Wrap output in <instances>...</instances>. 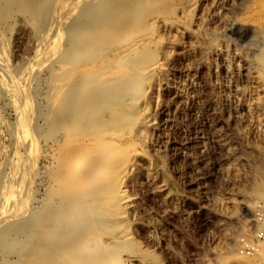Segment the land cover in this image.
<instances>
[{
  "label": "rangeland",
  "instance_id": "obj_1",
  "mask_svg": "<svg viewBox=\"0 0 264 264\" xmlns=\"http://www.w3.org/2000/svg\"><path fill=\"white\" fill-rule=\"evenodd\" d=\"M23 1L0 0V223L7 217L0 224L1 239L7 231L5 241L0 239V264H35V236L24 248L22 243L17 247L11 239L19 231L15 222L8 223L17 216L31 226V213L47 216L54 204L70 196L61 191L65 149L86 136L115 142L137 138V147L119 151L141 155L134 176L123 185L130 202L126 216L117 217L118 195L105 199V210L115 220L102 233L124 247L122 264H264L261 254L247 258L237 252L238 236L264 231V223L255 224L261 208L264 216V200L250 194L264 193V72L259 65L264 58V0H173L175 22L165 15L168 0H151L161 17L137 27L130 37L146 35L153 56L143 72L123 64L125 71L137 76V88L125 108L120 103L121 88L103 96L102 90L89 86V79L77 75L71 80L59 69L89 31L107 38L127 19L115 12L112 23H102L100 9L114 0H84L88 6L83 12L66 17L62 13L59 24L53 19L59 17H48L56 32L39 31ZM50 1L53 7L61 0ZM80 22L85 26L76 28ZM170 22L180 27L173 39L166 31ZM171 42L176 45H171L170 56L180 54L173 61L164 54ZM125 49L115 51L120 54ZM72 58L70 65L80 55ZM154 63L164 68L168 64L169 69L156 87V101L151 102L147 88L157 77ZM68 90L76 96L70 109ZM101 101L108 103L98 116L101 123L79 126L91 119ZM123 109L128 116L124 121L116 118ZM141 110L148 116L146 121H152L143 136L138 133L145 123ZM8 233H12L9 240ZM61 236V232L53 234L54 242L63 244L60 251L65 259L60 264L71 260L74 247L70 240L64 245ZM90 242L87 239L86 245Z\"/></svg>",
  "mask_w": 264,
  "mask_h": 264
},
{
  "label": "bare ground",
  "instance_id": "obj_2",
  "mask_svg": "<svg viewBox=\"0 0 264 264\" xmlns=\"http://www.w3.org/2000/svg\"><path fill=\"white\" fill-rule=\"evenodd\" d=\"M39 1L40 0H38V1L37 0H26V1L22 2L24 5L22 3L21 4L25 8L26 12L32 15V19L34 21H36L34 23H35V25L37 23L38 26L36 25V27L39 31H40V29L43 31V28H46V30L48 28V30H50V32H54L55 29H54V25L52 24L53 21L52 22L48 21V17H52V18L53 17H59L57 20H55L56 18H53L55 23L59 24V21L62 20L61 19L62 17L64 18V16L66 17L68 14L71 15V13L83 12L86 8V5H87V2H84V0H61V1L58 0L59 3H56L55 6L51 7V1L50 0H46L42 3ZM54 1L57 2V0H54ZM153 1H155V0H153ZM153 1H151V0H114L113 2L109 3L108 5L105 4V6H103L100 9V14H101L100 17H101L102 23H104L105 26H108V24H110L114 21L113 17L115 15V12L119 15V17H125L126 16L127 19H125L124 21L122 20V22L120 24L116 25L115 28H113L109 32V35L107 36V38L97 37L93 33L91 34L90 33L91 31H89L87 33V36H85L83 39L79 40V42L71 48L70 54H68L69 55L68 61L73 60L72 56H75L77 54L80 55V59L77 60L76 62L74 61L75 62V64L73 63L74 65H70L69 63H71V62H68V61L63 62L59 66L60 71H62L63 73L65 72V75L68 77V79L70 78L71 80H74L75 76H77V75H81L84 79H89V82H90L89 86L91 88H93L95 91L96 90H102L103 96L106 94L109 95V93H111L110 91H112L114 89L116 90V89L121 88L123 90V94L120 98V103L123 105V108H125L127 102L130 101L129 99L132 96L134 90L137 88V76H136V74L134 75L130 72H127L128 70L125 71V67H122L123 64H127L129 66V68L131 66L134 69H137L138 71L140 70L141 72H143V69L147 65V62L149 61L150 57L153 56L152 53L149 51L150 50L149 47L151 46V42L146 37V35L145 36L144 35L139 36L137 39H134V40H132L131 39L132 37H130V35H133V33H134L133 31H136L137 27L143 28V27L147 26L148 24H150L151 21L155 20V18L161 14V13H159V7ZM190 2H192V1H190ZM97 3L98 2H94V5ZM167 3L168 4H167L166 9H168V10H167L165 15H167L169 19H173V21L175 22L176 20L174 19V12L177 8L175 5V2H173V0H168ZM181 4H182V2L179 3V5H181ZM185 5H188V4H185ZM18 7H19V5H18ZM23 7L21 9H23ZM161 7H162V5H161ZM187 7L189 9L192 8L193 7L192 3L190 4V6H187ZM62 13L64 14V16H62ZM163 15H162V17H163ZM160 17H161V15H160ZM62 24H63V22H62ZM81 24H82L81 22L79 23V25L77 24L78 26H76V28L81 26ZM63 25L65 26V24H63ZM63 25H61V27ZM82 25L85 26V24H82ZM84 26H82V27H84ZM155 26H156V24H155ZM73 29H72V31H73ZM129 29L132 30L131 31L132 34H130V32H128ZM179 29H180V27H178L177 24L175 25V23L170 22L167 25L166 31L169 35H171V37L173 39V37H175V35L179 36ZM148 31H150V30H148ZM50 32H49V36L51 35ZM154 32L155 31H152V33H154ZM62 33H64V32H62ZM149 33H147V34H149ZM42 35L44 36L45 34H42ZM58 36H60V35H58ZM149 37H151V35ZM49 38H51V36ZM70 40H72V39L70 38ZM130 41H131V43H130ZM153 44H154V42H153ZM127 45H129V46L125 49V46H127ZM171 45H176V44L173 42H171V44H168V46H167L168 48H166L164 50L165 56H167V53H168V57L170 56V50L173 49L171 47ZM58 49H59L58 51L62 50L60 48H58ZM116 49H117V51L120 49H125V50L119 54L115 51ZM112 52H115V54H113ZM148 52H150V55H148ZM57 53H60V52H57ZM108 54H113L114 56L108 58L107 57ZM171 56L173 57V58H171L172 59L171 61H173V59H177L178 57H180V54L179 55L172 54ZM59 60H58V62H59ZM155 63H154V65H156ZM160 63H158V65L154 66V68H155L154 70L158 71V73L156 72L157 77H155L156 79L153 78L154 81L147 88V97H148V100L151 102L156 101V99H157L156 87L159 86L160 81L162 80V77L165 76L166 73H168V69H169L168 64H167V67L164 68V65H159ZM259 65H260L262 71L264 72V58L260 61ZM151 70L154 71L153 68L152 69L150 68V71ZM115 71H116V73H115ZM146 73H147V70L145 72V76H147ZM141 74H144V73H141ZM54 80H56V79H54ZM59 81L61 82V80H59ZM53 83H54V87H55V82H53ZM57 83L58 82H56V84ZM138 83H139V81H138ZM114 86L117 88H114ZM145 87H147V86H145ZM145 87H144V89H143V87L141 89L145 90ZM143 90H140V91H143ZM66 94L68 97L66 107H67V109L68 108L70 109V107L73 105V103H75L76 96H74V94L71 93L69 90ZM134 97H135V95H134ZM90 98H91L90 101H92V102L95 99L93 96ZM139 100H141V99H138V101ZM142 106H144V105H142ZM53 108H51V109H53ZM107 108H108V103L106 101H101V103L98 106H95V108H94L95 110H93V112H92L91 119L88 121L87 120L84 121V123H81V125H79V126H82L83 128H87V127L92 126L95 123H97V124L101 123V119L98 116L103 109H107ZM133 108H134V106H133ZM117 110H118V108H117ZM130 114H131V112H130ZM142 115L145 118V123H144V125H142L140 127V129L138 131L140 136L148 134V131L150 129L151 122H152L151 120L146 121L148 119L146 112H143ZM114 117H115V115H114ZM105 118H107V117L105 116ZM116 118L124 121L126 118H128V116L123 109L122 112L117 114ZM130 118H132V117H130ZM61 120H62V118H61ZM74 122H75V120L70 121L69 124L73 125ZM106 123H108V122H106ZM115 126H117V125H115ZM130 128H131V126H130ZM113 129H114V127H113ZM124 130H125V128H124ZM106 133H105V135L103 134L105 137H106ZM98 134H100V133H98ZM100 136H102V135H100ZM138 138H140V137H138ZM69 139H71V138H69ZM136 139H135V141H137ZM76 140L77 141L73 146H71V145L67 146V147L65 146L66 147V149H65L66 154H64L65 160L63 162V167H62L65 182H63L64 184L61 186V189H62L61 191L65 192L67 194H70V196L69 197L66 196V198L62 199V201H60L59 203L57 202V204H54L49 209L47 216H44L40 210L39 211L41 213L40 212H33L31 210L33 212L30 214L32 222L29 221V223H31V226L27 227L25 224H23L21 222V218H17V216H15L16 218L13 217L8 224H10V223L12 224L15 222L16 228H14V229H15V231H19V232H17V234H16V232H14L16 235L13 234L14 236L11 239L12 243H14V245H16V244L20 245L21 243L22 244H24V243L30 244L29 241H31V239L34 238V236H35V238H34L35 241L33 242V244L31 243L32 247L34 249L33 259H34L35 264L36 263L37 264H60L59 260L65 259L64 257H63L64 259L62 258V256H63V255H61L62 251H60V248L62 247L61 245H63V244L60 245L61 241L59 242V245L56 244L54 242V239H53V234H55V233L58 234L59 232H61L62 238H60V239L62 240V243H64V245H65L66 244L65 242L70 240L71 245L74 246L73 252L71 253V258H70L71 260L68 263L61 261L62 262L61 264H122L120 256H121V249L124 247L121 248L119 244H117V243L115 244V241H109L104 236V234L102 233L104 230H106V228L111 227L114 224V220H115L114 216L109 214L108 210H105V203H106L105 199L113 200V199H115V196L118 195L121 207L117 212V215H118L117 217H122L129 211L130 202H129V199L124 195L123 185L128 180H131V178L134 176V170H136L134 168H135V165L140 161L141 155L140 156L135 155V154H133V152L131 150L129 152H125L122 154L119 153V151L125 146L128 148V150H129V148L133 149L136 146L135 141L126 140V141H121V142H115V141H112L111 139H107V140L105 139L104 140V137H103V139H102V137H101V139H96V138L94 139L93 136L91 138H89L87 136L82 137V138L80 137ZM68 143H70V142H68ZM57 152H59V150ZM53 154L55 156L56 153H53ZM54 175H55V173H54ZM55 189H58V188H55ZM257 189H259V188H257ZM250 194H252L256 198L264 200V193H262V192L252 190ZM116 205H118V204H116ZM11 206H12V204H11ZM44 211H45V209H44ZM16 215H17V213H16ZM6 219H7V217H6ZM6 219H2L1 223ZM16 219H17V221H16ZM12 220H15V221H12ZM117 221H119V220H117ZM17 223H18V226H17ZM8 224H4L5 226L7 225V230L9 227ZM19 225H20V228L18 230ZM9 228H11V225ZM14 229H13V231H14ZM35 230H38V231L35 232ZM6 233H7V231H5L4 237H6ZM29 233L31 235L30 238L28 236ZM108 233H109V231H108ZM11 234L12 233H10V235H9V233H8L7 240H9V238L11 237ZM19 234H22L24 237V240H25V238H26V240L24 241V240L20 239ZM126 236H128V235H126ZM87 239L91 240V242L88 245H86ZM114 240H116V239H114ZM123 241H125V240H123ZM25 244L22 245L23 247L22 246H20V247L24 248ZM17 247H19V246H17ZM20 249L19 248H18V250L16 249L17 250L16 253L19 252V254H20V252H22V249L21 250ZM31 249L32 248L30 247L29 250L31 251ZM2 251H4V248ZM7 251H8V253L13 252V251L12 252L10 251V248H9V250L7 248ZM260 254L264 258V247H262L261 251L259 252V255ZM23 256L29 257V255H27V256L23 255ZM19 257H21V255ZM124 259H127V258H124ZM128 259L130 260L131 258L128 257ZM133 259H135V258H133ZM18 262H19V260H18ZM16 263L17 262H15L14 264H16ZM32 263H33V261H32ZM19 264H20V262H19Z\"/></svg>",
  "mask_w": 264,
  "mask_h": 264
},
{
  "label": "built area",
  "instance_id": "obj_3",
  "mask_svg": "<svg viewBox=\"0 0 264 264\" xmlns=\"http://www.w3.org/2000/svg\"><path fill=\"white\" fill-rule=\"evenodd\" d=\"M262 208L256 213L255 224L261 226L264 223ZM264 242V231L262 229L252 230L247 235H240L237 238V252L247 258L259 254Z\"/></svg>",
  "mask_w": 264,
  "mask_h": 264
}]
</instances>
